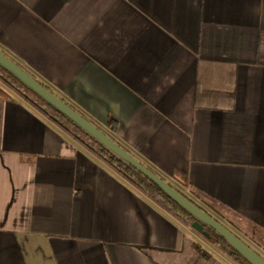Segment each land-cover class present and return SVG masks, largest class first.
I'll return each instance as SVG.
<instances>
[{
  "label": "crops",
  "instance_id": "crops-1",
  "mask_svg": "<svg viewBox=\"0 0 264 264\" xmlns=\"http://www.w3.org/2000/svg\"><path fill=\"white\" fill-rule=\"evenodd\" d=\"M0 51L264 258V0H0ZM2 90L0 264H232Z\"/></svg>",
  "mask_w": 264,
  "mask_h": 264
},
{
  "label": "trees",
  "instance_id": "trees-1",
  "mask_svg": "<svg viewBox=\"0 0 264 264\" xmlns=\"http://www.w3.org/2000/svg\"><path fill=\"white\" fill-rule=\"evenodd\" d=\"M42 86H44V85H42ZM2 89L12 93L16 97H18L20 100H22L24 103H26L31 108H33L38 114H40L43 118H45L51 124L56 126L60 131H62L65 135L70 137L77 144L81 145L90 154H92L97 159H99L108 169H110L112 172L117 174L120 178H122L125 182H127L129 185H131L134 189L139 191L150 202H152L160 210H162L164 213H166L170 218H172L174 221H176L184 229H186L188 231H192L195 234H198L195 231H193L190 227V224L193 221L192 218L186 212H184L178 205H176L173 201H171L167 196H165L164 193L160 189H158L152 182L148 181L146 178H143L139 173L134 172L130 166H124L123 164H120L115 158L110 156L106 151H104L100 147L93 144L84 135H82L80 132L75 130L70 124H68L64 120L63 117L56 115L44 103H42L34 95L29 93L26 89L21 87L12 77L7 75L4 71L0 70V96H5L6 94ZM46 89H48V88H46ZM217 96H218L217 100H222V101H231L232 100V92L230 89L224 90L223 92H219V95H217ZM62 101L65 102L64 100H62ZM196 104L201 105L200 101H198V100L196 101ZM68 106H70V105H68ZM70 107L73 110H75L76 112H78L87 121H89L94 126H96L98 129H100L96 124L91 122L87 117H85L83 114H81L75 108H73L72 106H70ZM116 128H117L116 121L111 119L109 121V132H105L101 129L100 130L102 132H104L113 142L118 144L126 152H128L130 155H132L126 148L121 146L112 137L111 133H113L116 130ZM132 156L134 158H136L134 155H132ZM140 163L143 164L142 162H140ZM144 166H146V165H144ZM146 167L151 172H153L155 175H157L159 178H161L163 181H165L164 178H162L159 174L154 172L151 168H149L148 166H146ZM167 184H169V183H167ZM171 187L174 188L173 186H171ZM174 189L177 192H179L181 195H183L185 198H187L182 192H180L176 188H174ZM187 199L189 201H191L189 198H187ZM193 204H195V203H193ZM205 231L208 233V237L201 236L200 234H198V236L204 242L209 243L210 245L211 244L215 245L218 249L217 250L218 253L221 254L222 257H224L228 262H230L232 264H246L240 258V256L238 254L232 253L228 250V248L225 245L222 238L214 235L213 231H211V230L205 229ZM183 249H184L183 252L186 250L187 253H189V256L186 257L183 264H221L208 251H206L200 244L193 242L186 237H185V246Z\"/></svg>",
  "mask_w": 264,
  "mask_h": 264
},
{
  "label": "water",
  "instance_id": "water-1",
  "mask_svg": "<svg viewBox=\"0 0 264 264\" xmlns=\"http://www.w3.org/2000/svg\"><path fill=\"white\" fill-rule=\"evenodd\" d=\"M0 70L12 77L21 87L34 95L44 103L56 115L61 116L75 130L84 135L93 144L106 151L120 164L130 166L134 172L139 173L143 178L152 182L160 189L165 196L178 205L191 218L190 227L201 236L208 237L205 229L213 231L214 235L222 238L228 250L236 253L246 264H264V258L252 250L247 244L233 234L229 229L212 218L202 209L197 207L169 184L151 172L146 166L141 164L136 158L126 152L118 144L113 142L104 132L87 121L78 112L73 110L59 97L42 86L31 75L14 63L0 51Z\"/></svg>",
  "mask_w": 264,
  "mask_h": 264
}]
</instances>
